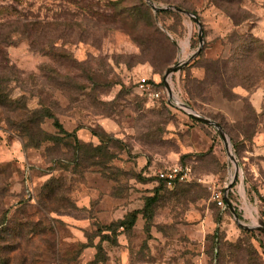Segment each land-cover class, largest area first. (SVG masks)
<instances>
[{"label":"rangeland","instance_id":"obj_1","mask_svg":"<svg viewBox=\"0 0 264 264\" xmlns=\"http://www.w3.org/2000/svg\"><path fill=\"white\" fill-rule=\"evenodd\" d=\"M150 1L0 0V264H264V0Z\"/></svg>","mask_w":264,"mask_h":264},{"label":"built area","instance_id":"obj_2","mask_svg":"<svg viewBox=\"0 0 264 264\" xmlns=\"http://www.w3.org/2000/svg\"><path fill=\"white\" fill-rule=\"evenodd\" d=\"M137 90L141 93L147 95L148 98L158 99L163 94L167 97L166 103L168 105L175 104L174 108L176 110H181L185 114V111L189 110L186 104L182 103L176 96L172 94L171 98H168L167 91L164 86L160 90L153 88V85L148 79L142 77L137 81ZM175 102V103H174ZM188 115V114H187ZM189 116V115H188ZM156 177L158 181H162L167 187H173L176 183L188 182L192 178V168L188 163H175L168 166H164L156 172ZM225 192L214 191L212 193V199L216 201L217 205L222 209L227 208L225 197ZM256 220L258 222H264V200L258 211H255Z\"/></svg>","mask_w":264,"mask_h":264},{"label":"water","instance_id":"obj_3","mask_svg":"<svg viewBox=\"0 0 264 264\" xmlns=\"http://www.w3.org/2000/svg\"><path fill=\"white\" fill-rule=\"evenodd\" d=\"M146 2H148V4L151 6L152 9H160L158 7H156L150 0H145ZM171 7V6H169ZM173 9H175L176 11H179V12H183V13H189L188 11L182 9V8H179L177 6H172ZM194 20L196 22V24L199 25V21L197 18L194 17ZM198 40H199V43H200V46L202 45V42H203V37H202V34H201V31H200V28L198 30ZM200 50V47L196 50V52H194L191 57L189 59H191L192 57L196 56V53H198ZM184 64H186V61H183V62H179V63H176L175 65L173 66H170L169 68L166 69V71L164 72V75H163V79H164V87L167 91V96L168 98H171L172 97V90H171V87L169 85V83L167 82V77L175 72L176 70L180 69ZM189 110L185 111L189 116H191L192 118L200 121V122H203V123H206V124H210L212 125L213 127H215L217 129V131L219 132L222 140L224 141V144H225V147H226V150H227V154L228 156L231 158V160L235 163L236 165V159L235 157L232 155V153L229 151V148H228V143H227V140H226V137L224 135V132H223V129L221 127L220 124H218L217 122L209 119V118H206V117H203L201 116L200 114H198L197 112L193 111L190 107H187ZM225 201H226V205H227V208L233 213L234 217L237 218V214L235 212V209L234 207L232 206V204L229 202L228 198H225ZM243 228H248L242 224H240ZM259 230L261 232L264 233V222L260 221L258 222V226Z\"/></svg>","mask_w":264,"mask_h":264},{"label":"trees","instance_id":"obj_4","mask_svg":"<svg viewBox=\"0 0 264 264\" xmlns=\"http://www.w3.org/2000/svg\"><path fill=\"white\" fill-rule=\"evenodd\" d=\"M149 82H150V81H149ZM150 83L152 84V82H150ZM152 85H154V84H152ZM161 87H162V86H161ZM158 99H162V100L164 101L163 103L165 104V106L168 107V108L170 109V106L166 103V98H165V97H162V96H161V97L158 98ZM190 119H192V120H194V121H197L196 119L191 118V117H190ZM54 125H55L56 127H60V125L57 124V121H54ZM184 163H186V162H184ZM158 184H161V185L167 187L162 181H158ZM177 184H181V183H176L174 186H176ZM174 186H173V187H174ZM168 188H172V187H168ZM154 199H155L154 196L148 198V199H147L148 204L151 203L152 201H154ZM135 220H136V214H135V212H132V213L128 216V218L123 219V220H120V221L117 223V225H118L119 227H122V228H128V227H130V226L133 225V223L135 222ZM103 237H105V239H107V240L111 239V237H110L109 235H107V234H104Z\"/></svg>","mask_w":264,"mask_h":264},{"label":"bare ground","instance_id":"obj_5","mask_svg":"<svg viewBox=\"0 0 264 264\" xmlns=\"http://www.w3.org/2000/svg\"><path fill=\"white\" fill-rule=\"evenodd\" d=\"M228 148L230 149V146H229V144H228Z\"/></svg>","mask_w":264,"mask_h":264}]
</instances>
